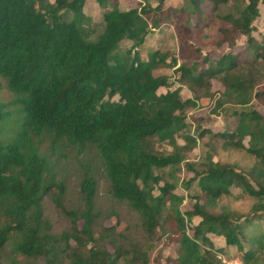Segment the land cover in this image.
Returning a JSON list of instances; mask_svg holds the SVG:
<instances>
[{
    "label": "trees",
    "instance_id": "trees-1",
    "mask_svg": "<svg viewBox=\"0 0 264 264\" xmlns=\"http://www.w3.org/2000/svg\"><path fill=\"white\" fill-rule=\"evenodd\" d=\"M83 1L0 0V79L11 95L0 103V261L9 243L14 256L42 264H150L149 252L165 235L176 244L170 264H219L217 252L231 246L241 264H255L264 249V116L245 107L264 97V38L252 35L264 0H185L171 24L178 57L152 50L144 60L131 49L157 26L159 18L149 24L145 14L160 10L163 0L153 8L145 6L148 0L130 9L111 4L94 38L84 26ZM211 26L215 35L202 40ZM237 36L244 42L235 48ZM123 39L132 44L120 53ZM159 67L173 68L175 78L154 74ZM212 79L221 86L215 98ZM182 87L190 97L180 96ZM200 97L212 99V112L236 117V124L227 131L197 129L198 137L218 141L220 151L217 160L183 164L192 172L184 186L196 180L200 195L180 210L174 172L184 148L175 136L188 127L186 114ZM154 140L172 150L157 152ZM56 149L96 159L109 194L136 213L140 239L113 210L107 214L113 224L95 231V178L86 166L77 205L64 208V184L51 173ZM232 154L250 160L242 172ZM231 187L254 199L250 208L212 211ZM45 198L67 218L59 234L44 216ZM192 217L198 218L194 225ZM207 234L222 237L224 246L215 248ZM7 264L34 263L13 258Z\"/></svg>",
    "mask_w": 264,
    "mask_h": 264
},
{
    "label": "rangeland",
    "instance_id": "rangeland-1",
    "mask_svg": "<svg viewBox=\"0 0 264 264\" xmlns=\"http://www.w3.org/2000/svg\"><path fill=\"white\" fill-rule=\"evenodd\" d=\"M51 1V0H49ZM115 3L119 9L138 8L142 5L140 0H104V6H100L96 0H84L81 8V12L85 17L84 26L90 30V37L94 38L101 31V15L104 10L111 7V4ZM157 2L155 0H148L145 2V6L153 8ZM185 4V0H163L160 4V10H151L145 14L147 22L150 24L154 19L159 18L157 26L155 28L150 27L149 31L144 38L141 45L131 49L132 52H136L139 59L144 60L152 50H158L164 52L167 55H174L178 57V40L174 31V26H171L174 20L176 11ZM252 35L256 39L264 38V7L261 3L258 4V16L253 20ZM215 31L212 26L204 29L201 32V38L204 41H208L213 38ZM244 42L243 36H237L235 39V48L241 46ZM197 45V42H194ZM132 42L123 39L119 42L118 51L120 53L128 50ZM218 49V50H217ZM217 52H221L225 49V45L222 44L220 48H217ZM154 74H163L170 79H174L176 76L173 68L159 67L154 70ZM176 86L173 83L172 88ZM259 88L264 89V80ZM221 90L219 82L215 79L211 80V88L209 92L214 94ZM159 92H163L164 88H159ZM180 96L183 98L190 97L191 93L182 87L180 90ZM11 99L10 93L4 89L3 81L0 79V103H7ZM213 100L209 97H200L196 101V106L187 112L186 121L188 127H186L181 133L175 136V143L178 146H182L184 149L181 153L184 159L180 162L178 169L174 172V178L176 181L173 192L182 196L183 200L179 204L180 210H185L189 207L192 201V196L200 195V191L196 186V180L192 181L186 188L184 182L192 177V172L187 171L183 164L187 161L193 164L202 162L203 158L211 157V159L217 160L216 151H220L219 142L211 140L208 135L198 137L196 135L197 129L204 128L210 131H227L234 128L236 124V117L226 115L224 113H213L212 103ZM245 108H251L258 111L264 116V97L260 101L253 99L249 105ZM183 135L192 136L193 142H188L182 138ZM245 142V141H244ZM154 148L159 153H165L172 150V147L165 141L159 142L154 140ZM78 155L76 152L69 153L67 156L60 154L58 149L54 150L52 155V169L51 173L56 181H60L64 184L65 193L62 204L65 209H70L77 205L78 201V183L81 178V173L85 166L89 168V173L94 175L95 178V195L94 206L98 212V218L96 221L95 231H100L102 226H109L113 224L114 219L109 217L108 212L113 210L117 213L120 220L128 227V232L132 237L140 239L142 233L139 228V219L136 213L129 207V205L116 198H113L107 189L105 178L97 164L96 159H92L89 153ZM48 155L47 158H50ZM230 159L240 162V166L235 167L236 171L242 172L246 163L250 160L239 159L237 154H232ZM251 159V158H250ZM89 166V167H88ZM246 177L247 174L243 173ZM165 178L168 177L164 174ZM202 201V200H201ZM254 199L247 197L241 193L236 187L230 188L229 195H223L217 199L215 205L212 207V211H219L223 209H229L233 212H245L250 208ZM43 213L44 216L50 220L52 225L53 234H59L62 229L67 226L66 216L54 205L50 198L43 200ZM198 222L197 217H192L190 224L194 225ZM123 224H120L122 226ZM213 243L215 248H221L224 246L222 237L213 236L207 234ZM176 244L173 240H170L165 235H162L160 239L155 243V248L149 252L150 264H170L167 261V257L173 255L174 247ZM219 255V256H217ZM240 252L231 246L224 248L223 253L216 254L219 264H241ZM257 258L253 260L255 264H264V249L256 254ZM17 259L21 263L32 262L34 264H42V261L37 259L32 261L26 259L21 255L13 254L10 244L4 245L1 252V264H7L11 259Z\"/></svg>",
    "mask_w": 264,
    "mask_h": 264
}]
</instances>
